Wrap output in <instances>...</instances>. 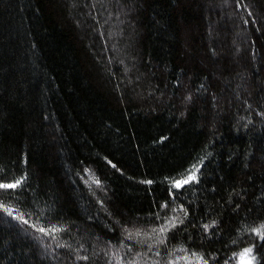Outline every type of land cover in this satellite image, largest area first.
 <instances>
[{"label":"trees","instance_id":"1","mask_svg":"<svg viewBox=\"0 0 264 264\" xmlns=\"http://www.w3.org/2000/svg\"><path fill=\"white\" fill-rule=\"evenodd\" d=\"M24 174L6 202L65 246L0 211V264H238L253 243L264 264V0H0V179Z\"/></svg>","mask_w":264,"mask_h":264},{"label":"snow or ice","instance_id":"2","mask_svg":"<svg viewBox=\"0 0 264 264\" xmlns=\"http://www.w3.org/2000/svg\"><path fill=\"white\" fill-rule=\"evenodd\" d=\"M251 15V13H249ZM244 23L247 24L248 21L244 20ZM210 155V154H209ZM109 163H111L109 161ZM200 164H203V160H201ZM112 167H116L115 164ZM200 172V167L196 164L192 165L190 169L187 170L185 174H181L178 178H174L171 180V188L176 190H183L185 186L190 185L192 183H199L198 173ZM28 176L26 174L20 175L18 177H14L11 181L6 179H0V211L6 214L7 217H10L12 220L17 221L22 225H27L29 228H32L34 231L41 234L42 237H47L51 239L56 247H63L59 243V234L67 232V227L58 224L49 223L48 226H37L36 224H30L29 220L26 218V214L23 212L14 209L12 205L6 202L5 198L14 197L15 199L19 200L21 195L28 189L29 185L27 184ZM97 185H99V181H95ZM141 183L151 184V180L141 181ZM173 194V193H170ZM176 196L173 194V200L175 201ZM162 208H167L168 204L164 203L161 205ZM239 207V205H237ZM173 212H181L183 213V218L178 215H173L171 217L165 215L163 217L164 224L160 225L158 228H153L150 235L143 233L141 229H134V230H125L127 232L126 239L132 240L133 239V232H135L136 237H140L142 235H147V240L151 241L147 243V248L149 251H152L154 245H164L167 246V241L169 239L167 233L176 229L178 225L184 224V220L188 217V210L184 207L183 204L178 205L176 209H173ZM157 219H160V214H156ZM213 226H215V221H213ZM205 231L208 230L209 225H203ZM180 231H186V229H180ZM246 231L252 233L255 237L259 238V240L264 244V221H261L257 226H251L246 229ZM174 238V237H173ZM137 244H141L143 246L144 241L139 239L136 240ZM123 245V241H121ZM256 245L253 243L252 245L245 247L239 253L234 254V256L238 260V264H256V255L254 254V248ZM129 251H132L131 247H128ZM181 252L189 253L188 255H184L181 257H177L178 260L185 261V264H209V259H206L205 256L198 252H190L189 249L181 246L179 249ZM169 256L172 255L171 252L168 253ZM139 255V253L137 254ZM154 255L159 257L160 251H155ZM77 259L88 260V256H77ZM211 259H216V257L212 256ZM110 264V262H109ZM129 264H136V260L133 259L129 262ZM155 264H160V261L157 260ZM167 264H175V261L169 259ZM224 264H228L227 261Z\"/></svg>","mask_w":264,"mask_h":264}]
</instances>
